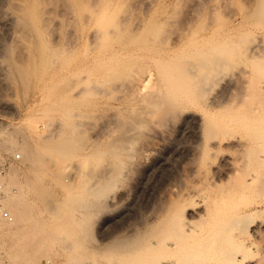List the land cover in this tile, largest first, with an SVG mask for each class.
<instances>
[{
	"label": "rangeland",
	"instance_id": "obj_1",
	"mask_svg": "<svg viewBox=\"0 0 264 264\" xmlns=\"http://www.w3.org/2000/svg\"><path fill=\"white\" fill-rule=\"evenodd\" d=\"M263 7L264 0H0V142L15 130L45 148L39 187L65 205L67 216L54 221L47 214L44 221L61 227L76 215V228L85 232L83 246L65 258H84L94 246L134 235L147 215L164 212L189 186L200 197L219 161L236 156L229 148L208 153L204 140L236 129L243 102L264 100V49L253 51L264 43ZM98 29L106 35L95 40ZM111 45L132 53L114 58L103 51ZM145 66L153 73L151 88L136 97L132 74ZM203 66L214 67L216 76L205 77ZM182 83L193 84L189 98L191 85L182 89ZM209 126L215 128L207 133ZM72 135V148L60 153L59 142ZM18 153L19 147L3 152L5 173L14 170L26 183L31 173ZM27 195L35 204L34 192ZM6 229H0V264H13L9 252L17 239ZM66 244L75 243L67 235L52 242L46 264L61 261ZM96 257L97 264L112 263Z\"/></svg>",
	"mask_w": 264,
	"mask_h": 264
},
{
	"label": "bare ground",
	"instance_id": "obj_2",
	"mask_svg": "<svg viewBox=\"0 0 264 264\" xmlns=\"http://www.w3.org/2000/svg\"><path fill=\"white\" fill-rule=\"evenodd\" d=\"M33 15L35 16V14H30L29 16L34 18L35 21V17L37 15L35 17ZM31 20L33 22V19ZM118 24L119 23H116L115 27ZM115 27L112 28L115 29ZM116 29L120 30V26L119 28L116 27ZM158 30L159 29H157V31L155 30L156 32L153 31L154 34H156ZM181 30L182 31L179 32L180 37H182V40H184L186 29L183 27V25ZM100 31L98 29L96 32H94L95 35L93 36L95 38H93L95 40H99L106 35H103ZM179 40H181V38ZM73 41L77 42L78 40ZM108 44H105V46H107ZM263 44V42H260V44L253 48V51H255L256 53L262 51L264 49ZM74 46H69L67 50L69 48H74ZM124 48L127 47L124 46ZM103 49L104 47L101 48L100 51H102ZM103 51L105 52V54L109 53L110 56L113 55L115 58V56L120 54L123 57L131 50L129 49L126 51L127 53H122L120 52L119 48V51L117 52V49L112 46L106 47ZM102 53L99 55H102ZM121 56H119L118 58L120 59ZM114 58H111L110 61L113 63L115 62L114 64H116V61L119 60L114 61ZM96 62L98 61L96 60ZM218 62H215V65L218 64ZM196 63L197 62H194V64ZM201 64H199V66H201ZM206 64L207 63H205L204 66L207 68ZM141 65L144 66V64ZM221 66L224 67V65L222 64ZM193 67H195V65H193ZM147 68V66L140 67L135 70V72L133 71L134 74L132 75L134 76L132 79L133 85L131 84L133 86L131 93L135 94L136 97L143 95L145 96L151 88L150 81L153 73H151V68ZM183 68L184 67H182V71ZM196 68L197 70L199 69L198 67ZM206 68H204V71ZM213 68L209 69L208 72L206 70V74L203 71V73L205 74L204 76L212 78V73L214 75V71L216 70L214 69L213 71ZM21 70L22 69L20 68V72L23 73L24 69L22 71ZM185 72L187 71L185 70ZM187 74L190 73L187 72ZM215 76L216 75H214L213 77ZM203 80H205V78ZM203 80L200 81L202 82V84ZM205 81L209 82L208 80ZM195 82H198V80ZM195 82H193V84ZM184 84L182 85V89L185 87ZM199 84L200 83L198 82V86ZM186 85L189 86L191 84L186 83ZM192 85L190 87L191 89L188 88L191 91L187 90L189 93H186L187 95L185 94L187 97L193 90ZM209 85L211 86V84ZM187 86L185 88H187ZM177 89L179 90V88ZM200 89L202 90V87ZM83 90L85 89L83 88ZM197 90L199 91V89H197L196 87V91ZM182 91L185 93V89ZM170 93H168V95ZM176 93L178 94V92ZM187 97L184 99H187ZM244 104L246 105L247 102H243V104L241 105ZM241 105L240 107H242L241 109H243V106ZM245 105L244 108L246 109H244V113L242 114L241 112H238V115H241L239 118L236 117L238 119L235 120L236 123H238V126L235 127L236 129L233 130V127L232 131L230 130V132L227 131L223 134L217 133L218 130H216V133H210L209 136L207 135L208 138L204 140L205 143L203 148L208 153L209 151H211V153H213L212 151H214L215 154L219 153L220 155V152L223 153L224 149L229 148L232 149V151L235 150L234 152L236 154V156L234 155V157H232L231 155V158L223 159L224 162L219 161V163L216 165V172H214L215 174L213 175L214 179L212 178V183H209L211 179L208 181L209 184L207 183L208 186L210 185L208 187V191L207 188H205L207 186H205L204 188L206 191L202 189L204 190V193H200V197L196 196L198 197V200L196 201V197L193 198L194 193L191 192L192 190L189 191L191 188L187 189L190 186L185 188L186 191L182 190L180 198L177 199L178 201L172 202L170 205L168 204L169 206L167 208L165 207L166 209H164V212L160 211L163 213L154 212L150 216L147 215V220H144L142 222L145 226L142 228L139 227V229L138 227H136L134 235L129 236L127 234L126 236L123 235L124 237H122L121 235V238H118L117 240L114 239L115 241H109L103 244H99L98 246H94L93 248L87 250L88 254L90 255L86 254L84 255V258L76 256L74 254L70 255V257L68 258H65L67 254L69 255L70 252H73L77 247L79 248L83 246V242H81V239L83 240V234L85 232L81 227L76 228L75 224H78L76 223V221L78 220L74 218L76 215L73 216V219L75 220L66 219L61 227L51 226L53 225L51 224V222L45 223L44 221L47 219V214L49 216H52V219L54 221H56V218L61 219L66 215L64 208L65 205L56 202L57 199L50 191L44 190L39 187L44 185L42 182L43 177L46 173V170L43 168V155L45 152V148L42 147L44 149L43 150L40 147L41 145L32 142V140L28 136L24 135L20 137V131L15 132L14 130L13 133H11V131L10 134L4 136L2 138V141L0 142V165L3 168V173L0 175V181L3 184L2 193L0 195V206L9 211L10 215L12 216V220L15 218V221L11 222V218H4L2 215H0V229L4 230L7 228V236L13 235L17 239L15 245L11 247V251L9 252V256L11 260H13V264H46L47 261H50V259H52V252L50 249V247H52L51 243L60 241L62 237H66V235L70 239H72L75 244L64 245V248L62 249L63 253L61 255L62 258L60 259L61 261H59L57 264H97V260H99L96 257L97 254L98 256L100 255V259H105L103 263H114L115 261L119 264H264V100L254 102L251 101L247 104L246 107ZM237 107H234V110ZM231 115L229 119L231 118ZM211 116L213 117V115ZM224 118H226V116ZM238 127L240 129L243 128L244 132H241L239 130L237 131ZM209 128L211 127L209 126ZM212 128L210 131L208 130L207 133L211 132ZM222 130L226 131L224 129ZM222 130H220V132ZM73 139L74 137L72 139H69L68 137L65 140L63 139L64 141H58L60 146H57L56 143L55 146L59 147L56 148L60 153H66L69 150L71 144L73 142L75 143L76 140ZM17 147H19L20 153L24 156V158H22L24 162L23 164H25L24 166L31 173L30 177L27 174L29 172L26 170L27 173H25L27 174V176H25L26 174L24 175L26 177L24 178L26 183L19 180L18 176H20V174H18L14 170H11V174L9 173L8 176L7 173H5L7 167L3 162V152L14 151ZM214 157L216 159V156ZM210 167L212 168V166ZM217 174H220L221 176H218ZM28 176L29 178H27ZM196 188L198 189L199 187L197 186ZM196 188L194 187L193 189ZM197 189L195 191H197ZM30 191L34 192V194L36 195L34 197V200H36L35 204H38V206L41 208L38 209V212L37 205L35 206V204H33L28 198L27 194ZM192 198L195 201L192 200ZM82 214L84 215L83 212L81 213V215ZM83 215L82 217H84ZM85 216L87 217V215ZM90 218L91 217H89L88 215V219ZM82 258L83 261L81 260Z\"/></svg>",
	"mask_w": 264,
	"mask_h": 264
},
{
	"label": "built area",
	"instance_id": "obj_3",
	"mask_svg": "<svg viewBox=\"0 0 264 264\" xmlns=\"http://www.w3.org/2000/svg\"><path fill=\"white\" fill-rule=\"evenodd\" d=\"M16 159H20V154H16ZM3 173V168L0 165V175ZM2 189H3V184L0 181V195L2 193ZM0 215H2L4 218H11V215L9 213V211H7L6 209H4L3 207L0 206Z\"/></svg>",
	"mask_w": 264,
	"mask_h": 264
}]
</instances>
